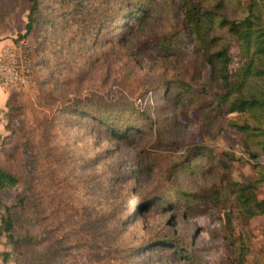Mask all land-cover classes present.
Returning <instances> with one entry per match:
<instances>
[{
    "label": "trees",
    "instance_id": "16d2710c",
    "mask_svg": "<svg viewBox=\"0 0 264 264\" xmlns=\"http://www.w3.org/2000/svg\"><path fill=\"white\" fill-rule=\"evenodd\" d=\"M4 1L0 0V10ZM24 1L28 5L26 31L29 34L41 21V1ZM60 2L67 9L66 13L86 29L91 46L98 43L139 46L154 38L156 43L149 52L151 57L157 54L165 60L194 56L191 82L175 76L164 79L155 84L151 92L139 97L144 99L152 93L145 106L136 105L127 98L115 102L63 100V110L68 114L76 113L111 141L135 146L147 138L155 140L159 148L178 150L183 128L179 112L195 110L199 123L208 130L217 122L232 117L228 125L236 130L251 161L252 176L247 182H229L225 194L216 193L208 201L201 194L197 180L202 178L210 184L214 174H228L241 159L228 152L196 145L187 148L168 166L161 186L146 192L138 202L141 208L134 209L122 221L131 226L146 213L156 214L164 234L150 238L135 251H164L179 264H202V249L189 222L192 212L214 211L221 205L226 209L229 225L236 215L246 218L248 224H255L264 217V200L258 196L264 187V0ZM244 10L247 17L239 20L238 15ZM176 12L182 17L181 30L174 23ZM231 40L238 49L236 57L231 55ZM36 71L34 63V73ZM14 94L10 95L7 105L9 123L21 114V106L14 103ZM21 123L23 131L25 124ZM23 145L29 190L16 205L5 207V214L0 217V236L5 235L18 253L17 264H81L75 251L87 246L88 236L81 235L82 230L66 232L62 222L52 219L51 202L33 191L38 160L35 145L31 139ZM137 166L143 169L144 163L138 161ZM22 179L21 175L0 166V206L3 193L14 189ZM167 208L171 213L163 223ZM178 216H181L182 225L176 230ZM33 227L39 232H32ZM251 234L247 232L236 237L232 231L229 241L232 264H264V257L255 256L250 249ZM37 246H42L41 252L25 251ZM95 247L98 251L101 249ZM2 256L4 263H8L12 254L3 253Z\"/></svg>",
    "mask_w": 264,
    "mask_h": 264
},
{
    "label": "rangeland",
    "instance_id": "374dc122",
    "mask_svg": "<svg viewBox=\"0 0 264 264\" xmlns=\"http://www.w3.org/2000/svg\"><path fill=\"white\" fill-rule=\"evenodd\" d=\"M40 1L41 21L29 34L26 31L28 5L24 0H5L0 10V42L5 41L6 46L23 36L30 37L37 64L31 87L10 93H16L13 99L21 106V114L9 123L8 111L6 113L7 135L0 146V166L23 179L14 189L3 193L0 217L5 214V207L16 205L29 190L23 144L31 139L38 159L33 191L47 197L52 206V219L62 222L66 232L82 230L81 235L88 236L85 237L87 246L75 251L81 264H179L164 251H135L150 238L164 234L160 217L146 213L131 226L122 221L134 209L141 208L138 202L146 192L161 186L168 166L187 148L196 145L228 152L241 159L228 174H214L210 184L202 178L197 180L201 194L208 201L216 193L225 194L229 182H247L252 176L251 161L236 130L228 125L232 117L208 130L199 123L195 110L179 112L183 122L178 139L180 150L159 148L155 140L147 138L135 146L111 141L76 113L68 114L63 110L62 101L115 102L127 98L145 106L152 93L144 99L139 97L151 92V88L164 79L175 76L191 82L194 56L165 60L157 54L151 57L154 38L139 46L126 43L91 46L86 29L66 13L60 0ZM246 17V10L238 15L239 20ZM174 23L182 29L179 12L174 16ZM230 43L231 55L236 57L235 41ZM21 122L25 124L23 131ZM138 161L144 163L143 169L137 166ZM258 196L264 200V187ZM169 210L164 212L163 223L170 216ZM192 214L189 222L202 249V264H232L229 246L232 231L236 237L252 233L250 249L255 256L264 257V217L255 224H248L246 218L236 215L229 225L226 209L221 205L214 211L202 209ZM180 222L181 216H178L176 230L180 229ZM31 230L39 232L37 227ZM95 246L101 249L98 251ZM41 250L42 246L25 249ZM3 253L12 254L10 262L4 263ZM17 257L7 237L0 236V264H17Z\"/></svg>",
    "mask_w": 264,
    "mask_h": 264
},
{
    "label": "built area",
    "instance_id": "2783aa9c",
    "mask_svg": "<svg viewBox=\"0 0 264 264\" xmlns=\"http://www.w3.org/2000/svg\"><path fill=\"white\" fill-rule=\"evenodd\" d=\"M34 77V45L30 37L9 42L0 54V81L10 91L28 90Z\"/></svg>",
    "mask_w": 264,
    "mask_h": 264
},
{
    "label": "crops",
    "instance_id": "0c3cea01",
    "mask_svg": "<svg viewBox=\"0 0 264 264\" xmlns=\"http://www.w3.org/2000/svg\"><path fill=\"white\" fill-rule=\"evenodd\" d=\"M4 45L5 41L0 42V54L2 49L5 47ZM10 93L11 91L8 88L4 87L0 81V146L7 135V121L5 116L8 111L7 105L10 100Z\"/></svg>",
    "mask_w": 264,
    "mask_h": 264
}]
</instances>
